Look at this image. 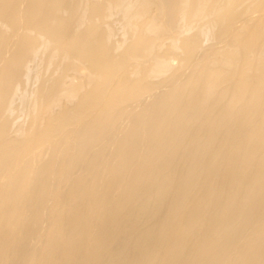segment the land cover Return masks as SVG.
<instances>
[{
    "label": "bare ground",
    "instance_id": "1",
    "mask_svg": "<svg viewBox=\"0 0 264 264\" xmlns=\"http://www.w3.org/2000/svg\"><path fill=\"white\" fill-rule=\"evenodd\" d=\"M0 264H264V0H0Z\"/></svg>",
    "mask_w": 264,
    "mask_h": 264
}]
</instances>
